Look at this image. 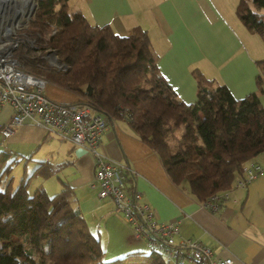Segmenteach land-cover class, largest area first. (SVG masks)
<instances>
[{
	"label": "trees",
	"instance_id": "trees-1",
	"mask_svg": "<svg viewBox=\"0 0 264 264\" xmlns=\"http://www.w3.org/2000/svg\"><path fill=\"white\" fill-rule=\"evenodd\" d=\"M71 0H37L28 33L32 48L21 44L16 57L49 83L77 94L65 105L89 106L110 120H124L158 156L169 179L199 202L232 190L244 166L264 153V106L258 94L237 99L229 88L195 72L197 100L184 103L160 73L148 33L135 27L128 36L110 25L91 24ZM236 15L264 39V0H240ZM54 52L59 70L44 55ZM258 90L264 93V60L257 61ZM183 127L176 144L169 137ZM32 156L12 157L0 147V264H170L152 248L105 260L100 237L75 206L67 184L50 195L38 178L58 175L61 165L40 162L29 174ZM27 160V161H26ZM25 162L13 187V172Z\"/></svg>",
	"mask_w": 264,
	"mask_h": 264
},
{
	"label": "crops",
	"instance_id": "crops-1",
	"mask_svg": "<svg viewBox=\"0 0 264 264\" xmlns=\"http://www.w3.org/2000/svg\"><path fill=\"white\" fill-rule=\"evenodd\" d=\"M239 1L71 0L70 8L81 11L93 25H110L120 36L130 35L135 27L145 30L160 73L184 103L197 100V71L227 86L237 99L258 94L264 106V93L256 83L260 74L257 61L264 60V54L236 15ZM254 48L256 55L251 51ZM45 95L59 103L80 100L77 94L51 83ZM13 113L10 104L0 108V129ZM109 124L99 150L135 171L129 187L142 194L143 202L151 205L158 221L180 220L178 240L198 241L210 247L219 259L232 257L233 264H264V153L247 164L251 169L261 168L262 173L245 188L233 186L228 200L212 212L186 189L171 182L155 152L138 139L124 120L112 119ZM1 144L12 157L32 156L26 164L30 171L45 161L61 165L62 169L69 166L72 178L66 184L75 191V206L86 220L97 224L100 239L103 230L104 240L109 242L110 232L116 233L121 225L126 238L120 248L125 252L135 249V241L127 235L113 201L99 199V187H92L95 163L90 154L56 136L48 139L42 128L29 122L9 138L0 133V147ZM21 167L24 169L25 162ZM42 181L36 179V186Z\"/></svg>",
	"mask_w": 264,
	"mask_h": 264
},
{
	"label": "built area",
	"instance_id": "built-area-1",
	"mask_svg": "<svg viewBox=\"0 0 264 264\" xmlns=\"http://www.w3.org/2000/svg\"><path fill=\"white\" fill-rule=\"evenodd\" d=\"M22 15L17 6L0 10V108L10 104L14 113L11 120L0 129L9 138L25 122L42 128L48 139L56 136L69 141L94 158L95 173L92 187H99L98 198L113 201L132 228L134 239L144 241L173 264H233V258L219 259L214 251L198 241L180 239V220L160 222L155 211L143 202L140 192L129 187L136 173L128 165L116 162L99 150L103 136L109 130L110 119L89 106L65 105L50 100L45 95L47 81L27 72L16 57L21 44L34 48L35 41H22L20 34ZM56 59V54L49 53ZM50 64H56L52 61ZM66 70V66L58 68ZM1 147L4 146L1 144ZM244 178H238L234 188H245L262 169L244 166ZM229 198L228 192L215 194L202 202L215 212Z\"/></svg>",
	"mask_w": 264,
	"mask_h": 264
},
{
	"label": "rangeland",
	"instance_id": "rangeland-1",
	"mask_svg": "<svg viewBox=\"0 0 264 264\" xmlns=\"http://www.w3.org/2000/svg\"><path fill=\"white\" fill-rule=\"evenodd\" d=\"M37 3V0H30L29 3H27L25 6L22 5V2L20 4V2H17V4H15L14 6H17L18 9H21V12L23 11V9H25L24 12V16L21 17L22 19V25H21V31H20V36L22 38V41H26V40H32L33 42L35 41V39L30 38L29 35H27L28 33V27H29V22L30 20L33 18L34 14L31 15V5ZM11 5V4H10ZM21 5V6H20ZM13 5H11L10 7H12ZM20 7V8H19ZM237 7V5H236ZM23 8V9H22ZM236 9V8H235ZM30 14V16H29ZM255 39H256V43L258 42V47L260 49H258L259 51H261L264 54V39L262 37H260L259 35H254L251 32H249ZM35 46H36V41H35ZM34 46V47H35ZM252 53L256 55L257 50L254 48ZM50 52H47L44 55V58L46 59L47 63L52 66L55 67L53 65L50 64L51 59L53 58L52 56H49ZM264 57V56H263ZM65 66V65H64ZM63 66V67H64ZM25 68V67H24ZM25 70L29 73H31L30 71H28L26 68ZM33 74V73H31ZM34 76H37L35 74H33ZM40 78H43L44 80H46L43 76H37ZM47 81V80H46ZM49 82L47 81V84ZM184 132V128L181 127L179 129H177L175 131L174 134H171V136L169 137V142L171 145L176 144L177 141L180 139L181 135ZM56 159V158H55ZM68 164H66L65 166H67ZM23 168H17L15 169V172H13V176L15 177L14 182H13V187H17L21 178H22V174H23ZM27 171H30L27 170ZM31 172H29L30 174ZM72 178V171L69 169V166L63 168L58 175H55L53 177H50L48 179H43L42 184L40 185V187L42 186V188H44L50 195H55L56 193H59L62 191V189L64 188V186L66 185V182H70ZM36 180H34L31 184V189L30 191L33 192L34 189H36L39 186H36ZM36 186V187H35ZM59 187V188H58ZM121 215V217L124 220V224H125V228L127 230V235H129L130 239L135 241L134 243V250H131L129 252H125V250H122L121 247V243L125 240L126 238V232L124 231V227H122L120 225L119 230H117L116 233L110 232L109 234V242H106V240H104V231L102 230V237L103 239L101 240L102 243V247L105 251V260L106 261H110L116 258H121L124 257L127 253H131L132 251H144L146 253H149L151 251L150 247L147 245L146 242L144 241H138L136 242V240L134 239V234L132 231V228L126 223L123 215L121 213H118ZM86 220V219H85ZM88 220V221H87ZM86 222L90 228V230L92 229V231H94L93 233L99 237V232L98 230H96L97 224H94L96 226L93 225V222L90 219H87ZM100 231V230H99ZM101 236V235H100ZM116 239H119L116 241ZM119 243V244H117ZM170 264H173L172 262ZM184 264H189V263H184Z\"/></svg>",
	"mask_w": 264,
	"mask_h": 264
},
{
	"label": "bare ground",
	"instance_id": "bare-ground-1",
	"mask_svg": "<svg viewBox=\"0 0 264 264\" xmlns=\"http://www.w3.org/2000/svg\"><path fill=\"white\" fill-rule=\"evenodd\" d=\"M30 0H0V10H4V9H7L9 8L11 5H15L17 4V2H22V5L25 6L27 3H29ZM11 4V5H10ZM35 4H32L31 5V11H32V7L34 6ZM21 6V5H20ZM20 8V7H19ZM23 9V8H22ZM23 11H25V9H23ZM21 12V9H19V12H21V15L24 16V12ZM31 13V12H30ZM30 16V14H29ZM51 61L53 63H56V59L55 58H52Z\"/></svg>",
	"mask_w": 264,
	"mask_h": 264
},
{
	"label": "water",
	"instance_id": "water-1",
	"mask_svg": "<svg viewBox=\"0 0 264 264\" xmlns=\"http://www.w3.org/2000/svg\"><path fill=\"white\" fill-rule=\"evenodd\" d=\"M37 3H35V5L32 7V11H31V15H33V14H35V12H36V10H37ZM54 53V52H53ZM55 54V53H54ZM56 64H52L53 66H55L56 68H61L62 66H64V65H62V64H60V62L58 61V58H57V56H56Z\"/></svg>",
	"mask_w": 264,
	"mask_h": 264
}]
</instances>
